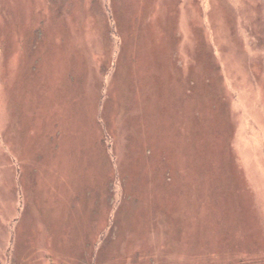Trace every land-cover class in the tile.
<instances>
[{
  "label": "rangeland",
  "instance_id": "rangeland-1",
  "mask_svg": "<svg viewBox=\"0 0 264 264\" xmlns=\"http://www.w3.org/2000/svg\"><path fill=\"white\" fill-rule=\"evenodd\" d=\"M0 264H264V0H0Z\"/></svg>",
  "mask_w": 264,
  "mask_h": 264
}]
</instances>
